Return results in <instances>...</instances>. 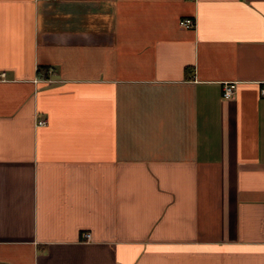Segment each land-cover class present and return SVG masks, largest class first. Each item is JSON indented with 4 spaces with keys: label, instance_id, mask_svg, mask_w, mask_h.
I'll use <instances>...</instances> for the list:
<instances>
[{
    "label": "crops",
    "instance_id": "crops-1",
    "mask_svg": "<svg viewBox=\"0 0 264 264\" xmlns=\"http://www.w3.org/2000/svg\"><path fill=\"white\" fill-rule=\"evenodd\" d=\"M263 84L264 0H0V264H264Z\"/></svg>",
    "mask_w": 264,
    "mask_h": 264
},
{
    "label": "built area",
    "instance_id": "built-area-1",
    "mask_svg": "<svg viewBox=\"0 0 264 264\" xmlns=\"http://www.w3.org/2000/svg\"><path fill=\"white\" fill-rule=\"evenodd\" d=\"M180 26L185 27V28H192L196 26V20L194 18H184L181 19L179 22ZM4 74H2L3 76ZM237 90V84L235 82H226L223 85L222 89V96L224 98H231L235 95ZM260 93L264 97V84L260 88ZM48 119L45 117H39L36 121V126L37 127H43L48 125ZM83 237L89 240L91 238L90 233H84Z\"/></svg>",
    "mask_w": 264,
    "mask_h": 264
},
{
    "label": "trees",
    "instance_id": "trees-1",
    "mask_svg": "<svg viewBox=\"0 0 264 264\" xmlns=\"http://www.w3.org/2000/svg\"><path fill=\"white\" fill-rule=\"evenodd\" d=\"M186 69H187V70H189L190 68H189V67H187ZM39 70H41V69H39Z\"/></svg>",
    "mask_w": 264,
    "mask_h": 264
}]
</instances>
